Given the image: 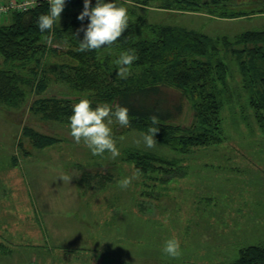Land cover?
<instances>
[{"label":"rangeland","instance_id":"1","mask_svg":"<svg viewBox=\"0 0 264 264\" xmlns=\"http://www.w3.org/2000/svg\"><path fill=\"white\" fill-rule=\"evenodd\" d=\"M243 1V6L252 7L257 0ZM110 2L127 7L131 22L145 37L151 23L232 39L245 31L264 30V14L210 17L202 14L206 9L192 14L160 9L165 0H151L149 6L133 0ZM83 5L77 0L66 3L56 24H66ZM10 21L9 14L0 18V23ZM52 58L62 62L56 55ZM116 60L112 57L111 67ZM117 72H109L110 81H118ZM141 72L142 68H131V75ZM48 74L45 96L71 99L75 105L90 94L57 80L54 72ZM235 79L230 83L242 78ZM168 93L178 97L175 90ZM248 97L242 95L239 103L224 110V140L195 147L190 154L158 142L147 148L143 133L114 123L120 153L115 159L107 151L103 157L93 155L83 141L75 143L70 117L47 119L35 93L19 107L0 106V264H225L234 261L241 248L262 244L264 125ZM174 121L184 127L194 123L188 102ZM25 124L55 139L39 147L23 135ZM128 150L154 151L165 157L166 170L188 174L154 183L153 176L140 173L127 158ZM85 172L110 178L101 187L100 175L87 181ZM133 176L127 189L118 185ZM173 236L181 242L178 258L162 252Z\"/></svg>","mask_w":264,"mask_h":264},{"label":"trees","instance_id":"2","mask_svg":"<svg viewBox=\"0 0 264 264\" xmlns=\"http://www.w3.org/2000/svg\"><path fill=\"white\" fill-rule=\"evenodd\" d=\"M133 1L149 6L151 0ZM165 1L161 8L167 10L206 9L213 16L225 18L264 14V0L254 1L252 7L243 6V0ZM96 2L92 0V7ZM77 3L81 6L84 0ZM49 10V2L41 0L26 11L10 13V23H0L3 60L0 106L19 107L27 96L35 93L40 112L47 119L66 120L73 114L71 99L43 95L51 79L50 71L57 80L72 82L79 90L90 92L87 97L93 107L106 102L129 108L131 128L141 133H147L149 127L158 128L156 141L181 154L224 140V110L241 100L242 95H250V106L264 125V30L245 31L232 39L176 25L151 23L146 25L150 34L145 37L130 19L128 29L113 45L80 52L79 43L85 34L80 29H86L90 23L88 17L83 21L78 19L84 5L63 26L55 23L51 30L41 32L37 21ZM129 49L138 57L132 67L142 68V72L127 78L117 76L118 81H110L109 72L118 71L117 65L110 66L112 57L119 59ZM55 55L62 62L53 61ZM55 62L56 65L48 66ZM235 76L242 78L240 83H230L236 80ZM168 89L177 91L178 97H172ZM185 100L195 118L188 127L174 121L184 111ZM153 115L159 117V124L151 123ZM23 135L39 147L55 139L26 124ZM127 158L140 173L153 176L154 183H167L173 177L188 174L187 170L183 173L166 170L165 157L154 151L128 150ZM100 174L85 172L83 176L91 181ZM102 176L99 186L104 187L110 176ZM225 264H264V242L241 248L238 257Z\"/></svg>","mask_w":264,"mask_h":264},{"label":"clouds","instance_id":"3","mask_svg":"<svg viewBox=\"0 0 264 264\" xmlns=\"http://www.w3.org/2000/svg\"><path fill=\"white\" fill-rule=\"evenodd\" d=\"M49 4V12L41 14L37 21L41 32L51 30L57 21L60 22L66 0H49ZM86 17L90 18V23L86 29H80L85 33L83 40H80L79 43L78 51L80 52L100 50L105 46L113 45L129 27L128 8L117 2L97 0L95 7H92V0H84V10L78 19L83 21ZM136 59L138 57L133 50L123 51L119 59L115 61L118 66L117 75L121 78L130 76L133 62ZM92 103V100L85 96L73 105V114L69 118L70 135L77 144L83 141L93 155L103 157L107 151L115 159L120 153L116 147L112 126L114 123H118L122 127L129 126L130 109L120 105L113 106L106 102L93 107ZM150 120L153 125L160 123V119L156 115L151 116ZM159 131L156 127H149L147 133L142 134L143 142L147 148L156 146L155 137ZM140 142V140L136 141L137 144ZM135 178V176L125 177L118 182V185L122 189H127ZM60 179L64 180L65 177ZM162 252L168 257H180L182 255L180 240L175 236L167 239Z\"/></svg>","mask_w":264,"mask_h":264},{"label":"built area","instance_id":"4","mask_svg":"<svg viewBox=\"0 0 264 264\" xmlns=\"http://www.w3.org/2000/svg\"><path fill=\"white\" fill-rule=\"evenodd\" d=\"M41 0H3L0 1V18L15 11H26ZM49 2V0H46ZM72 0H66V3Z\"/></svg>","mask_w":264,"mask_h":264},{"label":"crops","instance_id":"5","mask_svg":"<svg viewBox=\"0 0 264 264\" xmlns=\"http://www.w3.org/2000/svg\"><path fill=\"white\" fill-rule=\"evenodd\" d=\"M0 1H3V0H0ZM158 8H160V7H158ZM160 9H165V8H160ZM180 12V11H179ZM183 13H189V14H192V13H197V12H195V11H184ZM203 15H207V16H210V17H213L210 13H208V12H203L202 13ZM9 16H10V14H9ZM176 26H178V25H176ZM180 27H185V26H180ZM185 28H188V27H185ZM188 29H190V28H188ZM196 30V29H195ZM207 34V33H206ZM209 35V34H208ZM211 36V35H210ZM227 36V35H226ZM182 178V177H181ZM4 224H5V226L7 225V222H4Z\"/></svg>","mask_w":264,"mask_h":264}]
</instances>
